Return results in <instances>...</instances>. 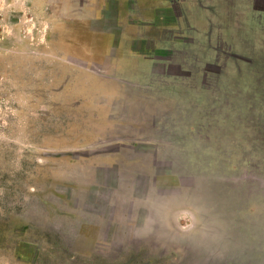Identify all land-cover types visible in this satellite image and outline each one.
Segmentation results:
<instances>
[{"label": "rangeland", "instance_id": "1", "mask_svg": "<svg viewBox=\"0 0 264 264\" xmlns=\"http://www.w3.org/2000/svg\"><path fill=\"white\" fill-rule=\"evenodd\" d=\"M118 1L0 0V264H264L262 138L199 148L197 100L126 116L139 65L87 51Z\"/></svg>", "mask_w": 264, "mask_h": 264}, {"label": "crops", "instance_id": "2", "mask_svg": "<svg viewBox=\"0 0 264 264\" xmlns=\"http://www.w3.org/2000/svg\"><path fill=\"white\" fill-rule=\"evenodd\" d=\"M141 1L151 4L148 13L137 6ZM258 1L126 0L124 8L114 4L103 10L107 14L102 19V35L109 43L101 48L88 44L87 51L92 58L101 51L105 60L115 44L127 62L137 63L135 69L139 65L140 74L137 71L122 79L127 89L135 91L109 94L126 101L119 107L126 116H159L160 108L172 106L176 98L189 106L197 100L187 114L191 115L192 108L198 121L194 125L202 134L198 138H205L199 148H207V141L216 138L209 131L223 127L233 133L232 141L254 131L262 139H245L264 143V14L256 10ZM244 115L254 121L262 119L263 124H245L240 118ZM191 126L189 122L184 128L189 131ZM263 143L256 146L264 148ZM239 146L232 143V147Z\"/></svg>", "mask_w": 264, "mask_h": 264}]
</instances>
